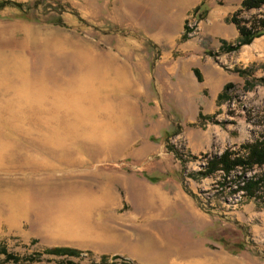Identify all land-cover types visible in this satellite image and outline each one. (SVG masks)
<instances>
[{
    "label": "rangeland",
    "instance_id": "rangeland-1",
    "mask_svg": "<svg viewBox=\"0 0 264 264\" xmlns=\"http://www.w3.org/2000/svg\"><path fill=\"white\" fill-rule=\"evenodd\" d=\"M148 1L0 10V264H264V5Z\"/></svg>",
    "mask_w": 264,
    "mask_h": 264
},
{
    "label": "trees",
    "instance_id": "trees-1",
    "mask_svg": "<svg viewBox=\"0 0 264 264\" xmlns=\"http://www.w3.org/2000/svg\"><path fill=\"white\" fill-rule=\"evenodd\" d=\"M45 0H34L32 2H13L9 0H0V10L4 8L5 6H13L17 9L23 11L25 13V10L31 9V8H37L39 5L43 4ZM204 4L198 5V8L196 9V12L200 9L201 6ZM242 5L246 8H256L264 5V0H243ZM33 20H36L37 18L31 17ZM58 21V20H55ZM238 30L240 33V39L242 43L249 42L252 38L263 35L264 34V14H262L261 17H259L256 20L251 21L249 26H246L244 24H237ZM250 156H255L256 160H258L260 163H264V153H261V150L258 149H251L250 148ZM226 155V154H225ZM223 163V162H222ZM226 165V162H224ZM223 165V164H222ZM254 184H248L246 187L247 192H251L250 188L253 187Z\"/></svg>",
    "mask_w": 264,
    "mask_h": 264
},
{
    "label": "bare ground",
    "instance_id": "bare-ground-1",
    "mask_svg": "<svg viewBox=\"0 0 264 264\" xmlns=\"http://www.w3.org/2000/svg\"><path fill=\"white\" fill-rule=\"evenodd\" d=\"M85 63V62H84ZM75 64V63H74ZM79 64V63H78ZM77 64V66H79ZM80 68H82V67H80ZM85 68H87V67H85ZM90 67H88V69H89ZM76 69V68H75ZM78 69V68H77ZM82 70V69H81ZM91 70H93L92 69V67H91ZM88 71H90V70H88ZM87 71V72H88ZM49 75V74H48ZM80 75H81V73H80ZM42 76V75H41ZM63 76V75H62ZM73 76V75H72ZM39 77V76H38ZM56 77V76H55ZM63 77H65V76H63ZM49 78V77H48ZM81 78V77H80ZM58 79V78H57ZM74 79V78H73ZM79 79V78H78ZM77 79V80H78ZM82 79V82H80V83H82V85H84L85 87H87V86H90V79L88 78V77H83V78H81ZM42 80V79H41ZM49 80L50 81H52L53 79H51V78H49ZM56 80V79H55ZM37 81H38V79H37ZM75 81V80H74ZM74 81L73 80H71V79H64V80H62V81H59V82H61L63 85H65L66 87H68V86H71L73 83H74ZM55 82V81H54ZM58 82V81H57ZM77 82V81H76ZM51 83H53V82H51ZM56 102V101H55ZM58 102V101H57ZM75 101L73 100V98H70V99H68V100H63V103H64V109H66V111H68V112H71V111H74V114H75V108L78 110V111H80V112H86V110L84 109V108H82L80 105H79V103L77 102V103H74ZM52 103V102H51ZM55 106V105H54ZM56 107V106H55ZM55 107H53V108H55ZM72 113V112H71ZM87 113V112H86ZM75 115H77V114H75ZM98 127V126H97ZM102 130V129H101ZM101 133H103V131L101 132ZM43 143V142H42ZM62 147V148H61ZM65 147H68L67 145L66 146H63L62 144H56V145H50V148H47L46 150H44V152L45 153H47L48 154V156L51 158V159H53L54 161L55 160H60L59 158H60V152H58V151H62V152H66V151H69V148H65ZM37 150H43V146L41 147V148H38ZM34 150L33 149H31L30 147H26V148H24V151H23V153H22V160H23V162H25V163H27V164H29V166H34V167H36L37 166V164H36V162L34 161V157H36V155H39V154H35V153H32ZM42 153V152H41ZM50 191V189L49 188H46V189H44L42 192H41V195H46L48 192ZM50 197V196H49ZM42 198H43V196H42ZM212 261V260H211Z\"/></svg>",
    "mask_w": 264,
    "mask_h": 264
},
{
    "label": "crops",
    "instance_id": "crops-1",
    "mask_svg": "<svg viewBox=\"0 0 264 264\" xmlns=\"http://www.w3.org/2000/svg\"><path fill=\"white\" fill-rule=\"evenodd\" d=\"M202 0H149L146 7L153 9L155 14H178L190 13Z\"/></svg>",
    "mask_w": 264,
    "mask_h": 264
}]
</instances>
